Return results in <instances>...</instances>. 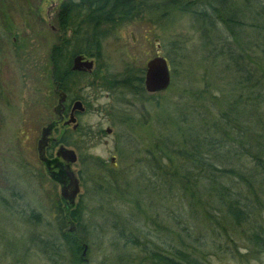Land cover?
I'll use <instances>...</instances> for the list:
<instances>
[{
  "label": "rangeland",
  "instance_id": "rangeland-1",
  "mask_svg": "<svg viewBox=\"0 0 264 264\" xmlns=\"http://www.w3.org/2000/svg\"><path fill=\"white\" fill-rule=\"evenodd\" d=\"M62 1L0 0V264H78L59 230L60 212L65 217L68 211L79 212L84 225L80 264H139L146 256L142 248L169 250L177 245L172 236H185L188 230L198 241L184 238L188 243L181 247L190 250L194 245L190 251L200 264H264V251L246 240L247 227L235 234L209 227L203 232L200 210L191 212L172 183L176 168L163 157L171 155L173 160L170 142L180 146L174 125L182 126V117L189 122L185 128L200 137L199 127L211 125L222 107L236 99V67L218 52L232 40L224 32L204 28L208 40L188 16L173 12L168 21L146 7L153 9L161 0H141V13L102 43L101 59L87 58L94 62L92 72L74 76L70 94L82 102L84 112L73 130L72 125L54 123L59 88L51 79L49 53L58 42L55 18ZM247 37L240 43L249 42ZM157 44L170 69L165 91H109L97 80H120L126 69L145 73L146 63L157 55ZM245 110L243 117L249 120V108ZM47 125H52L50 138L55 141L71 135L74 145L65 147L77 156L69 170L78 180L79 193L68 210L60 195L68 179H60L61 167L54 160L65 162L56 159L54 147L44 164L36 151ZM111 155L115 170L110 168ZM242 160L244 171H250L251 159ZM45 167L57 179L50 178ZM259 196L264 205V192ZM254 218L264 231V206ZM40 240L57 243L59 254L42 251Z\"/></svg>",
  "mask_w": 264,
  "mask_h": 264
},
{
  "label": "trees",
  "instance_id": "trees-1",
  "mask_svg": "<svg viewBox=\"0 0 264 264\" xmlns=\"http://www.w3.org/2000/svg\"><path fill=\"white\" fill-rule=\"evenodd\" d=\"M142 4L144 2L141 0L62 1L55 18L59 30L58 42L49 53L54 85L73 99L70 90L75 84L74 76L79 79L83 74L70 71L72 58L81 55L99 61L102 43L113 30L140 14ZM146 7L150 12L159 11L160 17L168 21L173 12L188 16L208 40L211 36L203 34L204 28L218 35L224 32L232 40L230 46L224 45L218 52L236 67L240 86L236 99L222 107L223 110L211 125L199 127L202 133L200 137L192 135L194 129L185 128L184 125H189V122L185 116L182 117V126L174 125L175 132L181 135L180 146L170 142L174 147L170 151L173 160L171 155L163 157L176 168L172 183L188 202L191 212L200 210L203 232H207L206 228L209 227L212 231L219 229L225 234L229 230L235 234L238 229L247 227V242L264 251V231L254 218L264 206L259 196L264 192V0H161L153 9L150 5ZM244 34L250 41L241 44V37L246 36ZM247 52L251 53L250 57L246 55ZM143 76L144 71L133 73L126 69L120 80L105 77L97 80L103 82L109 91L120 88L143 94ZM246 107L251 114L249 120H245L247 116L243 117ZM193 112L198 113V110ZM71 138V135H60L54 144L71 146ZM245 157L252 161L250 171H244L242 159ZM178 162L179 165L176 164ZM59 177L61 180L66 179L62 170ZM109 183L107 180L106 186ZM105 189L107 192L108 187ZM59 217L61 236L80 264L84 245V225L80 213L68 211L64 217L63 212H60ZM181 232L185 233L184 229ZM217 235L221 236L219 232ZM176 236L171 239L177 245L169 250L148 252L142 248L146 256L139 264H200L197 255L190 251L196 249L194 245H189L190 250L182 248L188 243L184 238L193 243L198 239H193L189 230L185 236ZM39 243L42 251L59 254L57 243L49 240H40ZM133 244L137 246L136 242Z\"/></svg>",
  "mask_w": 264,
  "mask_h": 264
},
{
  "label": "water",
  "instance_id": "water-1",
  "mask_svg": "<svg viewBox=\"0 0 264 264\" xmlns=\"http://www.w3.org/2000/svg\"><path fill=\"white\" fill-rule=\"evenodd\" d=\"M156 49L157 55L146 63L145 73L143 76L144 90L148 94H156L165 91L169 87L171 82L169 64L165 60V58L160 55V46L158 44L156 45ZM93 66V60L86 59L81 55H77L72 58V71L90 73L93 70ZM64 100L65 95L61 94V97L58 101V105L53 110L55 114L62 112V103L64 102ZM76 111L80 113L84 112L83 105L80 101H76L73 103L70 117L67 119V121L64 122L65 126L72 125L73 130H75L78 126V123L76 122V119L73 115V113ZM105 132L108 135L111 134V130L109 128L106 129ZM50 135L51 125L43 127L41 129L40 138L38 139L36 144L38 159L42 163L46 162L45 150L49 144ZM56 156L58 158H61L63 162H65V165L63 166V172L65 173L68 179V184H64L60 188L61 198L66 201L67 204H73L76 196L79 193V183L77 178L70 172L69 166L77 161V156L73 150L68 149L64 145L58 146ZM111 162H114V158H111ZM83 248L84 255L86 251V246H84Z\"/></svg>",
  "mask_w": 264,
  "mask_h": 264
},
{
  "label": "flooded vegetation",
  "instance_id": "flooded-vegetation-1",
  "mask_svg": "<svg viewBox=\"0 0 264 264\" xmlns=\"http://www.w3.org/2000/svg\"><path fill=\"white\" fill-rule=\"evenodd\" d=\"M84 57V56H83ZM86 58V57H85ZM87 59V58H86ZM72 71V70H71ZM73 72H76V71H73ZM78 73H82L83 74V76H86L87 74V72H78ZM91 73V72H90ZM57 93H58V95H59V98L61 97V94H64L65 95V100H64V102L62 103V106H63V110H62V112L61 113H58V114H56L55 115V120H54V123H56V124H61V126H64L63 125V123L70 117V114H71V112H72V105H73V103L74 102H76V101H79L78 99H75L74 97H72L73 99H71V97L69 98L68 97V95L65 93V92H62L61 90H59V89H57ZM57 95V96H58ZM59 98L57 99V103H58V101H59ZM56 103V104H57ZM82 103V102H81ZM83 113V112H82ZM82 113H80V112H74L73 113V115H74V117H75V119H76V122H77V116H79L80 114H82ZM52 126V125H51ZM54 143H56V141L55 140H53V139H49V144H48V146H47V148H46V150H45V155H46V160H49L48 159V156H47V151H48V149L50 148H53L54 147V149H57V147L59 146V145H57V144H54ZM57 145V146H56ZM55 157H56V159H60V158H58L57 156H56V153H55ZM111 158H114V162H111ZM110 168L112 169V170H115L116 169V165H115V157L114 156H110ZM54 161H56L57 163H55V165L57 164V166H59V167H61V170H62V168H63V166L65 165V164H62V165H60V163H58L59 161L58 160H54ZM42 163V162H41ZM53 163V164H54ZM44 164V163H43ZM45 169V171L48 173V175H49V177L50 178H56L57 179V177L59 176V174H58V176H55L52 172H50V170H49V168L48 167H45L44 168ZM63 171V170H62ZM56 174V173H55ZM65 174V173H64ZM65 182L63 181L62 183H61V185H63ZM61 201H62V203H63V207L65 208V209H67L68 210V208H71L72 206H70V204L68 203H66V201H64L63 199H61Z\"/></svg>",
  "mask_w": 264,
  "mask_h": 264
}]
</instances>
